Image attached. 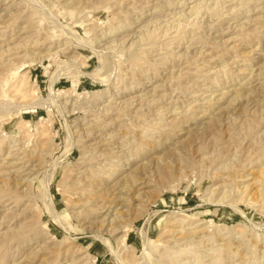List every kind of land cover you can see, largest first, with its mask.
<instances>
[{
    "label": "rangeland",
    "instance_id": "obj_1",
    "mask_svg": "<svg viewBox=\"0 0 264 264\" xmlns=\"http://www.w3.org/2000/svg\"><path fill=\"white\" fill-rule=\"evenodd\" d=\"M0 264H264V0H0Z\"/></svg>",
    "mask_w": 264,
    "mask_h": 264
},
{
    "label": "bare ground",
    "instance_id": "obj_2",
    "mask_svg": "<svg viewBox=\"0 0 264 264\" xmlns=\"http://www.w3.org/2000/svg\"><path fill=\"white\" fill-rule=\"evenodd\" d=\"M52 27V26H51ZM53 28V27H52ZM51 92V91H50ZM86 136V135H85ZM235 252V251H234Z\"/></svg>",
    "mask_w": 264,
    "mask_h": 264
}]
</instances>
